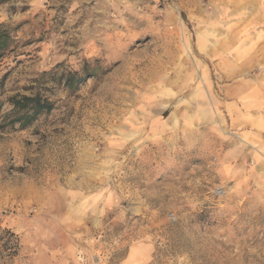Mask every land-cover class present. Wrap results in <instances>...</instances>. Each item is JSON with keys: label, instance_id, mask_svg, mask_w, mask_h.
Listing matches in <instances>:
<instances>
[{"label": "rangeland", "instance_id": "rangeland-1", "mask_svg": "<svg viewBox=\"0 0 264 264\" xmlns=\"http://www.w3.org/2000/svg\"><path fill=\"white\" fill-rule=\"evenodd\" d=\"M0 24V264H264V136L231 130L199 47L264 38V0H0Z\"/></svg>", "mask_w": 264, "mask_h": 264}, {"label": "crops", "instance_id": "crops-1", "mask_svg": "<svg viewBox=\"0 0 264 264\" xmlns=\"http://www.w3.org/2000/svg\"><path fill=\"white\" fill-rule=\"evenodd\" d=\"M263 39L258 35L227 37L228 41L222 44L228 46L222 49L217 58L216 53L213 52L212 57L209 49L203 48L202 41L199 42L205 57L212 61L216 85L220 83L225 119L231 130L238 133V138L251 145H256V141L264 136V65L261 68L252 66L257 49L264 60V50L259 46ZM204 74L206 85H213L211 72L205 70ZM149 250L148 245L144 244L131 247L125 264L142 263Z\"/></svg>", "mask_w": 264, "mask_h": 264}, {"label": "trees", "instance_id": "trees-1", "mask_svg": "<svg viewBox=\"0 0 264 264\" xmlns=\"http://www.w3.org/2000/svg\"><path fill=\"white\" fill-rule=\"evenodd\" d=\"M12 38L6 27L0 24V58L10 49ZM10 110L4 115L7 125L19 124L25 126L30 124L41 113H49L52 103L39 95L12 96L7 99ZM3 103L0 102V110Z\"/></svg>", "mask_w": 264, "mask_h": 264}]
</instances>
